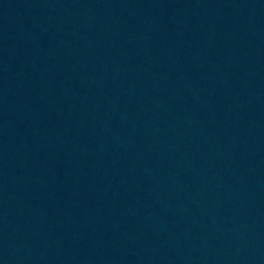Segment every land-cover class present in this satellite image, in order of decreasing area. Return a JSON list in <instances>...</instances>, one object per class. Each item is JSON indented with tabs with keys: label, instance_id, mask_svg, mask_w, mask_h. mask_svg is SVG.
Returning <instances> with one entry per match:
<instances>
[{
	"label": "water",
	"instance_id": "water-1",
	"mask_svg": "<svg viewBox=\"0 0 264 264\" xmlns=\"http://www.w3.org/2000/svg\"><path fill=\"white\" fill-rule=\"evenodd\" d=\"M0 264H264V0H0Z\"/></svg>",
	"mask_w": 264,
	"mask_h": 264
}]
</instances>
